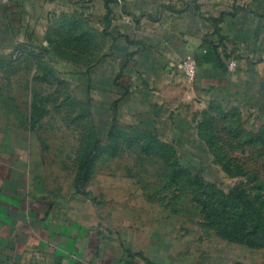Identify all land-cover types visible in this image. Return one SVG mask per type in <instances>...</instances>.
Listing matches in <instances>:
<instances>
[{
    "label": "rangeland",
    "instance_id": "374dc122",
    "mask_svg": "<svg viewBox=\"0 0 264 264\" xmlns=\"http://www.w3.org/2000/svg\"><path fill=\"white\" fill-rule=\"evenodd\" d=\"M159 4L264 17V0ZM111 19L94 0L0 10V125L34 139L66 205L102 209L158 264H264V94L226 99L181 74L170 86L129 74Z\"/></svg>",
    "mask_w": 264,
    "mask_h": 264
},
{
    "label": "crops",
    "instance_id": "0c3cea01",
    "mask_svg": "<svg viewBox=\"0 0 264 264\" xmlns=\"http://www.w3.org/2000/svg\"><path fill=\"white\" fill-rule=\"evenodd\" d=\"M83 1L88 0H9L0 2V10L16 12ZM94 1L113 17L115 59L131 64L129 74L143 72L153 85L166 86L181 74L194 88L210 95L221 93L226 99L245 96L256 102L263 96L261 14L220 16L203 13L194 5L170 11L162 9L161 0ZM182 63L189 66L181 67ZM7 100L0 96L1 104ZM143 107L147 108L143 117L152 118L153 107ZM15 132L22 133L19 142L8 136ZM24 134V129H9L6 122L0 125V257L5 263H160L157 251L139 253L136 234L134 240L132 236L126 239L109 230L102 209L66 205L63 193L51 188V163L36 153L39 147L34 139ZM148 243L149 238L142 245L152 247Z\"/></svg>",
    "mask_w": 264,
    "mask_h": 264
},
{
    "label": "built area",
    "instance_id": "2783aa9c",
    "mask_svg": "<svg viewBox=\"0 0 264 264\" xmlns=\"http://www.w3.org/2000/svg\"><path fill=\"white\" fill-rule=\"evenodd\" d=\"M8 1H9V0H0L1 3H6V2H8ZM180 66H181V67H188L189 64H187V63H182V64H180Z\"/></svg>",
    "mask_w": 264,
    "mask_h": 264
}]
</instances>
